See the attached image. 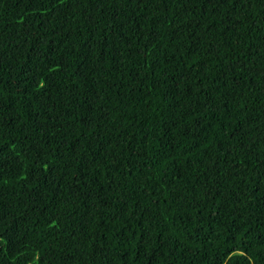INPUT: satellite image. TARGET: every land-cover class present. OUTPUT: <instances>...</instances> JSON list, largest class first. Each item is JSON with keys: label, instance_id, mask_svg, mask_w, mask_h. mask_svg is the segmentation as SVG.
<instances>
[{"label": "trees", "instance_id": "trees-1", "mask_svg": "<svg viewBox=\"0 0 264 264\" xmlns=\"http://www.w3.org/2000/svg\"><path fill=\"white\" fill-rule=\"evenodd\" d=\"M0 264H264V0H0Z\"/></svg>", "mask_w": 264, "mask_h": 264}]
</instances>
